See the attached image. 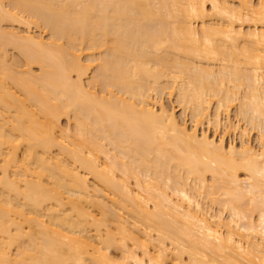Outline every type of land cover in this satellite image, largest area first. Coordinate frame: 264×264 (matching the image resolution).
Here are the masks:
<instances>
[{
	"label": "bare ground",
	"instance_id": "obj_1",
	"mask_svg": "<svg viewBox=\"0 0 264 264\" xmlns=\"http://www.w3.org/2000/svg\"><path fill=\"white\" fill-rule=\"evenodd\" d=\"M0 264H264V0H0Z\"/></svg>",
	"mask_w": 264,
	"mask_h": 264
},
{
	"label": "rangeland",
	"instance_id": "obj_2",
	"mask_svg": "<svg viewBox=\"0 0 264 264\" xmlns=\"http://www.w3.org/2000/svg\"><path fill=\"white\" fill-rule=\"evenodd\" d=\"M235 1H237V3L240 1V0H235ZM210 3L208 2V4H207V7L211 10V6L209 5ZM210 12H212V11H210ZM241 22V21H240ZM244 23V24H243ZM25 24L26 23H19V22H15V21H2L1 22V27L3 28V29H5V30H7V31H10V30H14V31H20V33H22L23 34V32H25V30H26V26H25ZM31 24V23H30ZM238 24H243L241 27H242V30H244L245 29V31H246V29H249V26H248V24H249V22L247 21H242L241 23H239L238 22ZM27 25V24H26ZM28 26V25H27ZM38 25H36L35 23H33V24H31V32H33L34 34H39L40 32H41V30H42V35L44 36V38H45V40H48L49 39V36H50V31L47 29V28H43V26H41L42 28L40 29L39 27H37ZM238 26V25H237ZM30 27V26H29ZM28 27V28H29ZM28 30H26V32H27ZM11 46V45H10ZM8 48V51H7V59H8V61L9 62H12V61H17V69H19V70H27V68H29L28 67V65H27V63H26V61H25V58H24V55L23 54H21V52L19 51V50H17V49H15V47H13V46H11V47H7ZM83 52H81L82 53V56L81 57H84L83 58V62L85 61V60H87V54H88V56H89V53L91 54V53H93L94 54V56L95 57H100L101 55H102V49H101V51H100V49H98L97 51L96 50H88V49H84V50H82ZM101 52V53H100ZM100 54V55H99ZM198 60V59H197ZM203 61V60H202ZM201 61V62H202ZM97 62V61H96ZM199 62V61H198ZM209 62H211V61H209ZM86 63V62H85ZM94 63V62H93ZM92 63V64H93ZM207 64V62H202V64ZM211 63H213V62H211ZM96 64V63H95ZM95 64H93V67H91L90 69L88 68V70L89 71H87V73H88V75L85 77V82L87 83L89 80H90V78L95 74V71H96V67H95ZM215 67H217V66H215ZM29 69H31L32 70V72L33 73H38L39 72V66H37V65H32V66H30V68ZM89 83V82H88ZM95 88V87H94ZM116 88V87H115ZM96 89H97V91H99V86H96ZM93 91H95V89H92ZM113 90H114V88H113ZM243 90V89H242ZM244 91V90H243ZM242 91V92H243ZM152 95H153V97H156L155 95H154V92L152 93ZM159 97H160V94H159ZM161 101H162V103L165 105V107L167 108V109H169L170 111H174L175 112V114H176V116L181 120V121H186V123H187V125L190 127V126H192V123L193 122H191V118L189 117V115L187 114H184V112H183V109H182V105H180L178 102H177V97L174 95H172V96H170L169 94H168V91L167 90H165L164 91V93L162 94L161 93ZM235 102V104L234 103H232V104H234V106L235 107H233V105H231V109H230V112L229 113H227L228 114V117L226 116L227 114H225V113H222L223 115V117L221 116V124L219 125V127H218V129H216L217 127L215 126V124H212V123H210V122H207V120H204L203 121V124H202V126L200 127L201 129H199V131L200 132H202V130L203 131H207V133L209 134V135H213V136H216V137H218V138H220V137H224V139H226L225 140V142H227L226 144H231L232 142V144H237L236 146L237 147H239L240 145H241V143H242V140L241 139H243V141H248L249 139V141L248 142H250L251 144H253V146H255L256 145V143H257V137H258V135H259V128L258 127H255V128H251L250 127V129H249V124L248 125H246L245 123H244V121H240L241 123H239L238 121H237V115H236V112H238L237 111V107L239 106L238 104H239V100L237 101H234ZM213 108V111L212 112H214V107H212ZM238 114V113H237ZM236 115V116H235ZM222 118H223V120H222ZM183 119V120H182ZM69 118H67V117H61L60 118V120H59V126H60V128H66V129H68V126H69V131L73 128V127H71V129H70V126H72V120H70ZM228 120V121H227ZM227 122V123H226ZM239 123V124H237V123ZM230 123V124H229ZM225 124V125H224ZM227 124V125H226ZM235 124H236V127H239V128H236L235 127ZM241 124V125H240ZM222 125V126H221ZM240 125V126H239ZM243 125V126H242ZM215 126V127H214ZM229 127V129L227 128V127ZM232 126H234V127H232ZM226 127V128H225ZM242 127V128H241ZM244 127H246V129L248 128L249 129V131L247 132V134L246 135H248V134H250V135H248L247 137H245V135L243 134L244 133V130L243 129H245ZM232 128V130H230ZM227 129V130H226ZM230 130V131H229ZM241 131H242V133H241ZM214 132H215V134H214ZM219 133V134H218ZM219 135V136H218ZM244 135V136H243ZM242 136V137H241ZM211 175L208 173L207 174V177H208V183L210 184V182H211V178L212 177H210ZM243 176V175H242ZM244 177V176H243ZM96 180L95 179H93V176H91V175H88V182H89V184H90V186H92L91 188H97L96 186H94V185H97V181L95 182ZM192 184V183H191ZM97 186H99V185H97ZM100 188V186L98 187V189ZM98 189L96 190V191H98ZM99 190H101V189H99ZM99 192H101L100 194H103V192L102 191H99ZM99 194V193H98ZM108 194H105L104 196H107ZM109 196V195H108ZM249 196V195H248ZM110 197L112 198V195H110ZM110 197H104L105 198V200L107 201V202H109L110 203ZM222 198L224 197V196H221ZM106 198H109V199H106ZM204 198H205V195H204ZM204 198H203V202L204 201H206V203L212 208V210H211V212L213 211L214 213V215L217 213L218 215H220L221 214V216H222V218L223 219H225V221H228V220H230L231 219V215H230V212L228 211V210H226V209H223V207L220 205H211V202H209L210 200H208L207 199V196H206V198H205V200H204ZM226 198V197H225ZM248 197L246 198H244V199H242L243 201H241V203L243 202L244 203V205H246L247 206V203L249 202L248 200ZM247 200V201H246ZM205 203V202H204ZM206 203H205V205H206ZM246 203V204H245ZM213 204V203H212ZM249 205V204H248ZM207 206V205H206ZM250 207V206H249ZM93 209V212L97 215V217H99V215H98V211L95 209L94 210V208H92ZM224 211H223V210ZM220 211V212H219ZM228 211V212H227ZM257 212H255L254 213V215L256 214ZM216 214V215H217ZM123 215H126V213L124 214V212H123ZM254 215H253V217H254ZM256 215H258V213L256 214ZM255 215V216H256ZM125 218H127V215L126 216H124ZM258 216H256V217H254L255 218V220H257L256 218H257ZM217 218V217H216ZM216 218H215V220H216ZM92 232H94V231H92ZM91 232V233H92ZM111 252V254H112V256L113 255H115L116 257H114V258H118V256L120 255V254H118L119 253V251L117 252V251H115V250H111L110 251ZM118 255H117V254ZM171 257V258H170ZM169 258L170 259H168V260H171L172 259V257L173 256H170Z\"/></svg>",
	"mask_w": 264,
	"mask_h": 264
}]
</instances>
